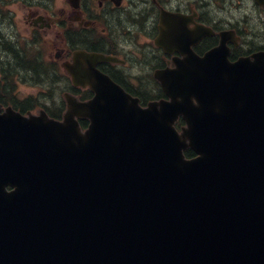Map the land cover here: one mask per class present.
<instances>
[{
  "label": "water",
  "instance_id": "95a60500",
  "mask_svg": "<svg viewBox=\"0 0 264 264\" xmlns=\"http://www.w3.org/2000/svg\"><path fill=\"white\" fill-rule=\"evenodd\" d=\"M187 51L148 108L85 52L63 120L0 106V264H264V53Z\"/></svg>",
  "mask_w": 264,
  "mask_h": 264
},
{
  "label": "flooded vegetation",
  "instance_id": "af4514ba",
  "mask_svg": "<svg viewBox=\"0 0 264 264\" xmlns=\"http://www.w3.org/2000/svg\"><path fill=\"white\" fill-rule=\"evenodd\" d=\"M201 25L215 33L195 42ZM186 29L199 55L217 47L226 30L235 32L228 41L233 60L264 51V7L254 0H0V101L25 99L19 88L34 76L79 91L61 68L86 50L110 56L97 68L147 104L152 90L162 89L157 71L181 56L172 35ZM27 55L43 62L38 73H27Z\"/></svg>",
  "mask_w": 264,
  "mask_h": 264
},
{
  "label": "rangeland",
  "instance_id": "374dc122",
  "mask_svg": "<svg viewBox=\"0 0 264 264\" xmlns=\"http://www.w3.org/2000/svg\"><path fill=\"white\" fill-rule=\"evenodd\" d=\"M50 50V49H49ZM53 53L55 52L54 47H52ZM49 54L48 52L46 53ZM20 89V93L22 96H40L41 98H50L52 97L55 100L61 101V96L63 94V89L58 87L53 88H43L42 86H33L30 84H22Z\"/></svg>",
  "mask_w": 264,
  "mask_h": 264
},
{
  "label": "trees",
  "instance_id": "16d2710c",
  "mask_svg": "<svg viewBox=\"0 0 264 264\" xmlns=\"http://www.w3.org/2000/svg\"><path fill=\"white\" fill-rule=\"evenodd\" d=\"M34 59H35V57L30 58V56L27 55L26 61L23 64L24 67L26 68L27 73H29L31 70L32 71L34 70L35 73H38L41 70L40 66L43 64V62L42 61L40 62V60H34ZM34 105H36L35 102H33L32 106H34ZM30 107L31 106H29V108ZM53 116H59V111L57 113L53 112ZM186 154H187V156H193L194 155V153L192 151H188Z\"/></svg>",
  "mask_w": 264,
  "mask_h": 264
}]
</instances>
